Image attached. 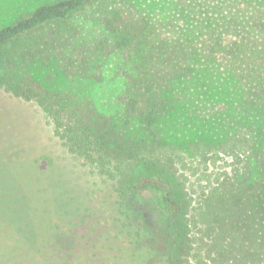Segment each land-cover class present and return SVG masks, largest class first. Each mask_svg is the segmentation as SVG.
Instances as JSON below:
<instances>
[{
	"label": "trees",
	"instance_id": "trees-1",
	"mask_svg": "<svg viewBox=\"0 0 264 264\" xmlns=\"http://www.w3.org/2000/svg\"><path fill=\"white\" fill-rule=\"evenodd\" d=\"M254 1L249 0L247 7L257 6L256 10L262 14L261 0L260 4ZM140 3V0H56L0 28V89L14 99L34 104L67 151L96 168L112 188V205L98 201L100 204H89L82 210L95 220L88 241L96 240V244L90 250L65 253L54 245L51 203L44 244L34 226L29 197L26 200L31 241L0 219L1 226L35 253V260L54 254L67 264L82 261V264L109 261L147 264L146 251L138 246L145 222L134 218L131 206L143 201V195H149L161 215L169 219L180 215V203L170 190L162 181L144 173L153 168L147 162L141 163L138 156L146 138L140 139L136 150L121 142L109 118L98 112L86 97L85 82L118 83L121 91L116 105L123 124L153 134L158 119L179 102L174 96L177 84L189 81L196 62H213L236 81L241 102L261 114L264 121V49L260 47L264 44V15L262 19H250L246 32L235 34L232 30L235 28L222 29L215 23L216 14H197L184 5L171 17L176 20L152 21ZM196 14L208 22L201 26ZM248 19L239 24H248ZM49 24H58V30L46 42L34 36L30 46L40 44L44 54H51L56 75L76 80L80 84L76 90L58 88L13 69L15 62L8 45ZM27 44L22 42L17 51L23 55L29 48ZM36 63L30 60L26 66ZM9 148H0V153H10ZM221 148L228 154L248 151L249 164L234 169V177L219 193L218 203L224 212L217 217L215 213L209 214L214 224L213 229H206L211 237L212 264H264V151L247 148L241 141L226 143ZM15 161L16 164L18 160ZM23 190L26 191L25 187ZM172 228L173 241L183 244L180 256H187L190 249L184 244L188 226L177 219ZM214 230L216 235L212 237ZM43 246L46 248L42 249ZM91 250L103 252V259L99 260L96 253L87 256Z\"/></svg>",
	"mask_w": 264,
	"mask_h": 264
},
{
	"label": "rangeland",
	"instance_id": "rangeland-1",
	"mask_svg": "<svg viewBox=\"0 0 264 264\" xmlns=\"http://www.w3.org/2000/svg\"><path fill=\"white\" fill-rule=\"evenodd\" d=\"M53 1L56 0H0V28ZM140 1L152 21L176 20L171 17L184 5L197 14H216L214 18L218 22L215 23L222 29L235 28L232 29L235 34L246 32L250 19H262L264 15V11L260 14L256 10L257 6L247 7L249 0ZM254 2L259 3V0ZM260 3L264 5V0ZM197 14L196 19L201 21V26L208 22ZM246 17L249 23L240 25ZM57 25H46L20 38V42L9 44L8 50H12L15 62L13 69L58 88L76 90L80 85L76 80L56 75L51 54H44L40 44L30 46L34 36H40L45 42L49 40L51 34L58 30ZM25 41L29 48L22 55L17 47ZM260 47L263 50L264 44ZM30 60L38 63L26 66ZM192 70L189 81L181 82L175 88L174 96L179 102L158 119L153 134L123 124L116 105V97L121 91L118 83L83 84L86 97L98 112L109 118L121 142L136 150L140 139L146 138L138 156L142 158L141 163L147 162L153 168L144 173L162 181L180 203V215L174 219L161 215L149 195H143V201L131 206L134 218L145 222L138 246L145 249L147 264H212L214 257L209 252L211 237L206 229H213L214 224L209 214L215 213L217 217L224 212L218 203L219 193L234 177V169L245 168L249 164L248 151L245 154H228L221 146L241 141L247 148L264 151L263 117L241 102L236 81L213 62H196ZM0 148H9L10 152L0 153V219L13 226L19 236L31 241L33 234L26 200L29 197L34 226L44 244L51 203L54 245L65 253H78L80 249L95 247L96 240L88 241L93 234L95 220L82 210L99 202L112 205L110 183L96 168L84 164L79 157L67 151L62 141L54 136L50 122L34 104L14 99L1 89ZM15 160H18L16 164ZM177 219L189 228L184 244L190 249L187 256L179 254L183 244L173 241L172 225ZM215 235L216 230L212 237ZM93 253L99 256V260L103 259L104 253L100 250L88 251L87 256ZM34 254L0 225V264H67L54 254H45V259L42 256L41 260L40 257L35 260ZM107 264L113 263L109 261Z\"/></svg>",
	"mask_w": 264,
	"mask_h": 264
}]
</instances>
